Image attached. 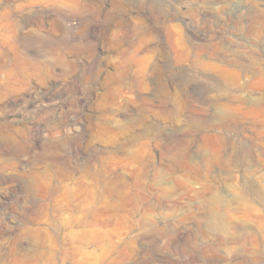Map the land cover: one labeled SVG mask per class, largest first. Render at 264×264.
<instances>
[{
  "label": "rangeland",
  "instance_id": "374dc122",
  "mask_svg": "<svg viewBox=\"0 0 264 264\" xmlns=\"http://www.w3.org/2000/svg\"><path fill=\"white\" fill-rule=\"evenodd\" d=\"M0 264H264V0H0Z\"/></svg>",
  "mask_w": 264,
  "mask_h": 264
}]
</instances>
